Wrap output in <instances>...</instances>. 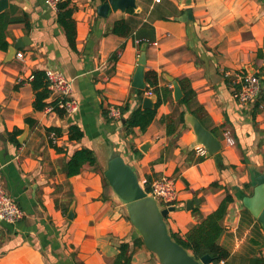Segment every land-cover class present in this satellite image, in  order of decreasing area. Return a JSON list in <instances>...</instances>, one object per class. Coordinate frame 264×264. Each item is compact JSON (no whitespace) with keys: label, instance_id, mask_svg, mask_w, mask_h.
<instances>
[{"label":"crops","instance_id":"1","mask_svg":"<svg viewBox=\"0 0 264 264\" xmlns=\"http://www.w3.org/2000/svg\"><path fill=\"white\" fill-rule=\"evenodd\" d=\"M105 1L70 0L74 48L57 22V10L43 0H8L2 11L11 18L26 16L29 28L23 21L10 23L8 47L0 50L1 176L23 212L18 222L0 221V264H111L124 241L132 251L130 264H160L144 245L133 244L140 236L125 204L107 179L104 183L107 162L114 155L134 169L144 189L162 175L175 179L178 198L166 217L170 231L184 236L197 221L193 209L207 215L229 194L232 201L219 244L235 256V262L248 251L264 254V245L252 242L264 230L242 204L252 192L257 172L264 174V109L256 108L255 102L240 104L233 87L237 74L253 68L264 97V56L259 54L264 0H135L129 7L132 11L109 9L100 16L97 9ZM119 19L128 21L130 35L111 32ZM143 24L154 31V38L145 42V75L154 71L155 87H169L171 97L158 105L150 124L140 131L126 129L124 119L137 106L143 108L144 98L153 107L157 99L148 82L143 94L131 85L140 53L133 35ZM21 38L25 41L17 49L22 53L18 58L10 47ZM47 68L72 80L76 112L60 115L49 110L54 98L49 91L48 105L34 110L33 79L28 77ZM168 77L178 84L185 79L195 91L202 110L194 116L215 131L222 145L218 153L200 156L195 134L185 122H175L173 132H167L168 117L174 119L186 109L179 103L182 97L174 99ZM126 103L124 119L121 113L120 118L110 116L111 108ZM70 125L82 131L80 139H69ZM14 131L17 143L8 136ZM228 135L233 144L226 142ZM83 147L94 152L96 165L84 164L78 174L67 176L64 163ZM192 199L197 201L187 208Z\"/></svg>","mask_w":264,"mask_h":264},{"label":"trees","instance_id":"2","mask_svg":"<svg viewBox=\"0 0 264 264\" xmlns=\"http://www.w3.org/2000/svg\"><path fill=\"white\" fill-rule=\"evenodd\" d=\"M128 11H132L131 8ZM73 7L71 6L70 0H64L57 5V22L64 30L66 39L70 47H75V34L76 26L75 21L72 18ZM23 21L25 28H29L27 17L24 16L21 18H11L10 14L6 12H0V50H6L8 47V42L6 40V29L10 23H15ZM111 32L119 36H128L132 33V29L128 21L124 19H119L113 23L111 26ZM133 38L137 40L139 46L150 41L154 38V31L152 26L148 24H143L138 30L135 31ZM259 54L264 56V40L262 48ZM32 80V89L35 91L33 108L36 111L43 110L48 103L46 99L49 94L47 89V82L45 80L44 72L41 70H36L33 72ZM261 76H264L262 74ZM146 82L149 86H154L153 90L157 94V99L154 107L152 108H141L137 106L134 108L128 115L127 118H123L124 113L129 109V105L126 103L124 106L120 107L121 118L124 119V126L126 129H132L138 127L140 131H144L147 126L150 124L154 115L156 113V108L160 103L168 100L171 97V89L169 87L156 88V73L154 71H146ZM263 80V79H262ZM264 81V80H263ZM180 87L183 92L182 98L179 100V103L185 106V110L190 111L193 115L197 114V110H202L195 100V91L191 88L188 81L185 79L179 80ZM234 89L237 88V85H233ZM148 90L149 88L146 87ZM140 93H144V90H139ZM262 91L255 100V107H259L260 104H264V97H262ZM54 103V102H53ZM195 105L196 109H193L191 106ZM185 110L181 111L178 116L174 119L170 116L168 117L167 132L171 133L174 129L175 122L183 123ZM60 115L63 114L62 110L56 108ZM27 121L31 122L30 118H27ZM49 130L58 131L56 128H48ZM69 139L78 140L82 137V131L76 125H70L68 127ZM215 134L214 130H211ZM16 132H9L8 136L11 141L17 143L14 134ZM84 164H89L91 166L96 165V156L94 152L89 148H80L75 150L69 157V159L64 163V171L67 176H72L78 174ZM261 172H257L259 174ZM104 183L107 184L106 178L103 176ZM250 185H247L249 187ZM145 191L149 192L150 188L145 187ZM232 201V197L227 194L219 202L216 209L207 215H200L199 210L193 209L192 213L197 216V221L192 224L184 236H179L176 233L170 231V234L174 240L183 245L191 254L196 258L208 254L211 257V262H216L220 259L226 260V264H264V254L256 251H248V253L241 254L237 262H235V256H233L228 249L219 244V238L224 231L222 221L226 215L227 207ZM166 220V219H165ZM258 223V222H257ZM259 224V223H258ZM260 225V224H259ZM261 227V226H260ZM254 244L259 246L264 245V234H259L252 239ZM133 244L136 246H143V241L141 237L134 239ZM132 251L128 242H121L119 244V251L112 259L111 264H130L131 263ZM230 260H232L230 262Z\"/></svg>","mask_w":264,"mask_h":264},{"label":"water","instance_id":"3","mask_svg":"<svg viewBox=\"0 0 264 264\" xmlns=\"http://www.w3.org/2000/svg\"><path fill=\"white\" fill-rule=\"evenodd\" d=\"M7 6L8 0H0V12ZM134 6L135 0H106L98 6L97 10L100 16H106L109 9L123 11ZM23 41L25 39L21 38L18 40L19 44L16 43L10 47L13 55L23 45ZM145 47L146 43L140 46L137 66L131 82L133 87L141 90L146 89ZM247 73H254V69L247 70ZM168 79L172 82L174 99L179 100L183 94L178 82L171 77ZM142 107L143 109L153 107L148 97L144 98ZM184 122L192 128L195 134V145L204 148L206 157L221 150L220 140L196 116L190 112L185 113ZM104 176L113 192L125 204L129 220L142 238L144 246L157 257L160 264H209L211 262L208 254L196 258L172 238L165 219L169 212L175 210V206H160L157 200L141 186L134 169L121 156L114 155L108 160ZM252 185V192L242 198V204L264 230V174H256ZM196 201V199L188 201L186 207L191 208ZM72 217L73 211L70 208L68 218L72 219Z\"/></svg>","mask_w":264,"mask_h":264},{"label":"built area","instance_id":"4","mask_svg":"<svg viewBox=\"0 0 264 264\" xmlns=\"http://www.w3.org/2000/svg\"><path fill=\"white\" fill-rule=\"evenodd\" d=\"M62 1L64 0H43L44 4L53 10H57V5ZM16 56L22 58V53L17 52ZM44 76L47 82V89L54 97V103L48 106V109L56 110L57 108L67 114L76 112L79 105L72 95V80L66 78L61 71L51 68L44 70ZM33 77L34 75L30 74L28 79L32 80ZM233 84L237 85V88L234 89V98L243 105L255 102L262 88L260 78L255 73L243 72L237 74ZM147 94H151V91H148ZM259 108L264 109V104H260ZM109 111L111 117L120 118L119 109L111 108ZM226 142L233 144L234 139L228 135ZM196 150L200 156L205 155V150L202 146H197ZM147 193L152 195L163 207L174 205L178 198L175 179L167 175L154 179L151 182L150 191ZM22 217L23 212L3 186L0 167V221L15 223L21 220ZM209 264H226V260L220 259Z\"/></svg>","mask_w":264,"mask_h":264}]
</instances>
